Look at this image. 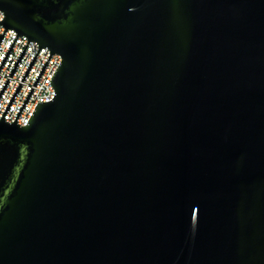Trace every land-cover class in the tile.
<instances>
[{"label":"water","instance_id":"1","mask_svg":"<svg viewBox=\"0 0 264 264\" xmlns=\"http://www.w3.org/2000/svg\"><path fill=\"white\" fill-rule=\"evenodd\" d=\"M61 57L0 119V264H264V0H0ZM7 79L0 98L9 83Z\"/></svg>","mask_w":264,"mask_h":264},{"label":"built area","instance_id":"2","mask_svg":"<svg viewBox=\"0 0 264 264\" xmlns=\"http://www.w3.org/2000/svg\"><path fill=\"white\" fill-rule=\"evenodd\" d=\"M8 33H11V36H9ZM15 38L16 32L14 30L9 29L5 32L0 43V64ZM26 44L27 38L23 35L18 36L10 54L8 55L2 69L0 70V91L5 81L7 79L10 80L0 98V119L2 118V114L11 100L18 84H22L8 112L4 116V121L6 123L11 124L15 121V117L18 114L23 102L25 101L30 89H34L20 116L17 118V124L20 127H25L27 125L28 120L38 103L49 102L53 99L55 93L54 88L50 84V80L61 63V57L58 54L51 55L45 70L43 71L38 83L34 87L33 84L37 76L50 56V51L48 48H41L24 82H22L21 79L24 73L26 72L31 60L39 49V45L36 42H30L26 47L24 55L21 58L12 77H9L11 70L13 69L21 52L24 50Z\"/></svg>","mask_w":264,"mask_h":264},{"label":"snow or ice","instance_id":"3","mask_svg":"<svg viewBox=\"0 0 264 264\" xmlns=\"http://www.w3.org/2000/svg\"><path fill=\"white\" fill-rule=\"evenodd\" d=\"M5 19V14L3 12H0V22L4 21ZM4 32V27L0 26V34ZM9 36H11V33H8Z\"/></svg>","mask_w":264,"mask_h":264}]
</instances>
